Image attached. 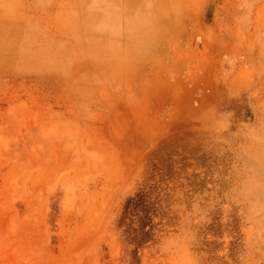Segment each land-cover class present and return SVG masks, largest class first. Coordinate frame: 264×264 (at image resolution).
I'll return each instance as SVG.
<instances>
[{
	"label": "rangeland",
	"instance_id": "374dc122",
	"mask_svg": "<svg viewBox=\"0 0 264 264\" xmlns=\"http://www.w3.org/2000/svg\"><path fill=\"white\" fill-rule=\"evenodd\" d=\"M183 256L264 264V0H0V264Z\"/></svg>",
	"mask_w": 264,
	"mask_h": 264
},
{
	"label": "bare ground",
	"instance_id": "6f19581e",
	"mask_svg": "<svg viewBox=\"0 0 264 264\" xmlns=\"http://www.w3.org/2000/svg\"><path fill=\"white\" fill-rule=\"evenodd\" d=\"M182 259L184 260L185 263H188V264H192L193 263V259L191 257L189 258V256H187V257L183 256Z\"/></svg>",
	"mask_w": 264,
	"mask_h": 264
},
{
	"label": "trees",
	"instance_id": "16d2710c",
	"mask_svg": "<svg viewBox=\"0 0 264 264\" xmlns=\"http://www.w3.org/2000/svg\"><path fill=\"white\" fill-rule=\"evenodd\" d=\"M130 202H132V200Z\"/></svg>",
	"mask_w": 264,
	"mask_h": 264
}]
</instances>
